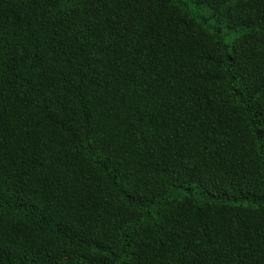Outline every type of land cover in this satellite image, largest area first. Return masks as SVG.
<instances>
[{
    "label": "trees",
    "instance_id": "obj_1",
    "mask_svg": "<svg viewBox=\"0 0 264 264\" xmlns=\"http://www.w3.org/2000/svg\"><path fill=\"white\" fill-rule=\"evenodd\" d=\"M0 264H264V0H0Z\"/></svg>",
    "mask_w": 264,
    "mask_h": 264
}]
</instances>
